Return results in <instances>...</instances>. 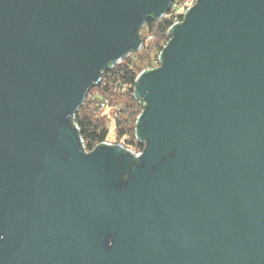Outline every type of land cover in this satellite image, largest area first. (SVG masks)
I'll return each mask as SVG.
<instances>
[{
    "label": "water",
    "instance_id": "water-1",
    "mask_svg": "<svg viewBox=\"0 0 264 264\" xmlns=\"http://www.w3.org/2000/svg\"><path fill=\"white\" fill-rule=\"evenodd\" d=\"M174 0H0V264H264V0H195L132 96L135 156L74 117Z\"/></svg>",
    "mask_w": 264,
    "mask_h": 264
},
{
    "label": "rangeland",
    "instance_id": "rangeland-1",
    "mask_svg": "<svg viewBox=\"0 0 264 264\" xmlns=\"http://www.w3.org/2000/svg\"><path fill=\"white\" fill-rule=\"evenodd\" d=\"M188 3H192V1H189ZM193 4V3H192ZM186 0H176V6L172 11H169V14L160 20L152 21L151 24L147 23V25L141 29V38L144 42L143 48L141 51H136L132 53L129 57L125 58V60L129 62V67L131 69H134V71H141V70H148L152 69L154 67H157L159 65L158 56L163 48V46L166 44L168 40V36L165 34L164 36L160 37L158 35V24L161 23L164 20H169L172 22L173 20H179L181 19L182 15L184 14V11L187 7ZM152 35V39L149 40L148 36ZM125 61H122L121 63H118L116 65H120ZM102 95H106L110 99V103L114 105L113 108H106V109H97L93 115L91 116L92 121L95 125L99 126V129L106 128L109 130V134L106 137V141L111 143H116V121L123 120L126 117L122 118L123 111L125 109V102H128L129 94L126 92V87H121L119 90L114 91V86L106 92H98V90H93L89 92L88 99L93 100L95 102V107L99 104V98ZM132 96V95H131ZM139 105H136L135 108L130 111L134 112L137 110L136 115L131 117L132 124L133 120L136 119L137 114L141 111V103L136 101ZM97 104V106H96ZM89 107L94 108V104H91ZM115 108V109H114ZM139 112V113H138ZM115 131V133H114ZM132 139H133V133H132ZM122 142H130L131 141V133L123 135L121 138Z\"/></svg>",
    "mask_w": 264,
    "mask_h": 264
},
{
    "label": "trees",
    "instance_id": "trees-1",
    "mask_svg": "<svg viewBox=\"0 0 264 264\" xmlns=\"http://www.w3.org/2000/svg\"><path fill=\"white\" fill-rule=\"evenodd\" d=\"M153 20H150L148 23L151 24ZM171 22L169 20H164L161 23L158 24V35L160 37L164 36L166 34L167 28ZM123 62L120 65H115L109 70H106L102 74L101 82L98 86L91 89L89 92L93 90H98V92H106L109 91L113 86H122L126 87V92L129 94L128 102H125V109L123 111V116L126 117L123 120H118L115 125V131H116V143H121L120 138L125 135L131 133V141L130 142H122L125 146L135 149L137 147V144L132 139V133L134 128V122L133 120L132 124L131 117L136 115L137 110L134 112L132 111L136 105H139L133 98L132 93L134 89V79L138 73L134 71V69H131L129 67L128 60H123ZM104 96V95H102ZM106 96V95H105ZM91 104H94V108L89 107ZM97 106V104H96ZM114 105L109 103L108 108H113ZM99 104L97 107H95V102L93 100H89L88 97L86 98L84 104L79 108L76 116H75V122L78 125L80 129V135L83 138L84 142H86L87 146L90 148L93 144L106 141V137L109 134V130L106 128L99 129V126L95 125L92 121L91 116L93 115L97 109H99ZM101 109V108H100ZM115 109V108H114ZM139 113V112H138ZM138 115V114H137ZM114 131V133H115Z\"/></svg>",
    "mask_w": 264,
    "mask_h": 264
},
{
    "label": "built area",
    "instance_id": "built-area-1",
    "mask_svg": "<svg viewBox=\"0 0 264 264\" xmlns=\"http://www.w3.org/2000/svg\"><path fill=\"white\" fill-rule=\"evenodd\" d=\"M189 1H192V3L194 4V2H195V0H186V3H187V7H186V9H185V11H184V14L186 13V11H187V9L190 7V6H192L193 4L192 3H188ZM175 6H176V0H174V2H173V4H172V7H171V10L170 11H172L174 8H175ZM169 14V12L168 13H166L162 18H165L167 15ZM184 14L182 15V17H181V19H179V20H173L172 22H171V24L169 25V27L167 28V31H166V35H167V32H168V30L173 26V24L174 23H176V22H180L182 19H183V16H184ZM162 18H160V19H162ZM159 19V20H160ZM147 25V24H146ZM145 25V26H146ZM144 26V27H145ZM143 27V28H144ZM140 34H141V31H140ZM148 39L149 40H151L152 39V35H150V36H148ZM143 44H144V42L142 43V46H141V48L138 50V51H141L142 50V48H143ZM132 53H134V52H132ZM132 53H130V54H128L126 57H124V58H122L119 62H117L116 64H118V63H121L123 60H125V58H127V57H129ZM158 60H159V56H158ZM115 64V65H116ZM159 64H160V60H159ZM115 65H113V66H111L109 69H111L112 67H114ZM159 66V65H158ZM155 68V67H154ZM108 69V70H109ZM122 87V86H121ZM120 86H114V91H116V90H119V88H121ZM88 95H89V93L87 94V97H88ZM86 97V98H87ZM109 103H110V99H109V97L108 96H101L100 98H99V107L101 108V109H106V108H108L109 107ZM142 104H141V111H142ZM141 111H140V113H141ZM139 113V114H140ZM77 114V113H76ZM138 114V115H139ZM138 115H137V117H138ZM76 116V115H75ZM136 117V118H137ZM74 123H75V125L78 127V125L76 124V122H75V117H74ZM135 125H136V119H135V122H134V128H133V141L137 144V147L135 148V149H132V148H129V147H127V146H125L124 144H122V143H111V142H108V141H102V142H98V143H95V144H93L90 148L87 146V144H86V142H84V140H83V138H82V148H83V150H84V152H86V153H89L91 150H93L98 144H100V143H108V144H120V145H123L124 146V148L126 149V150H128V151H130L133 155H135V156H137V155H139V154H141L142 153V151H143V149H144V144L143 143H140L138 140H137V137H136V133H135ZM79 128V127H78ZM79 131H80V129H79Z\"/></svg>",
    "mask_w": 264,
    "mask_h": 264
}]
</instances>
